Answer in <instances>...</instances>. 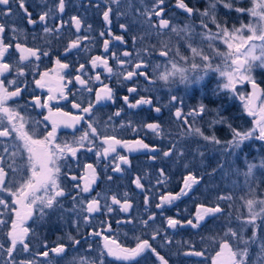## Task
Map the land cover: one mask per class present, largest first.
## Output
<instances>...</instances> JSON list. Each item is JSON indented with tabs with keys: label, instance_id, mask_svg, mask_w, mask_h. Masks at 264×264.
Segmentation results:
<instances>
[{
	"label": "snow or ice",
	"instance_id": "obj_1",
	"mask_svg": "<svg viewBox=\"0 0 264 264\" xmlns=\"http://www.w3.org/2000/svg\"><path fill=\"white\" fill-rule=\"evenodd\" d=\"M91 3L89 0L90 6ZM197 3L190 6L186 0H175L173 7L182 10L186 22L173 23L167 15V0H103L102 8L100 4L95 5L104 26L98 32L102 54L92 55L97 42V37L92 35L93 25L85 24L80 15H71L64 20L67 0H52L51 3L40 0L36 7L42 6L41 10L35 13L29 11L33 5L28 4V0H0V18H4L0 22L2 264H59L60 261L65 264H142L143 261L146 264L149 256L154 257V264H170L166 255L153 244L158 237L161 240L159 247L172 244L166 235L161 236L160 228L151 232L150 239L143 238L147 233L135 235V244L127 245L121 242L119 231L113 229L109 220L100 221L99 228L92 224L97 214H129L133 210L127 191L123 193V199L116 194L108 196L95 191L102 179L113 180V175L108 174L109 169L111 173H124L125 166L131 168L128 154L143 152L151 161L161 159L176 164L186 159L188 153L179 141L170 140L165 148L162 144L146 143L139 136L146 129L154 137L164 139V127L159 121L163 108H168L172 117L181 123L187 137L202 139L223 157L212 173L206 174L219 172L225 177L242 174L247 186L242 191L248 198L240 197L247 214L236 217L237 226L233 227L229 218L219 239L209 237L211 252L207 247L197 250L195 244L189 243V249L183 254L201 258V264H264V196L250 183L255 181L257 170L264 169V156L257 163L249 161L244 152L247 142H264V87L256 78L257 72L264 75V0H203V7H198ZM233 14L235 19L230 21L228 17ZM113 17L118 21L120 34L113 31ZM25 20L34 26V30L42 27L43 36L39 38L44 40V46L32 47L27 43V30L19 27V22ZM65 28L71 30L69 36L74 38L68 40L62 53L57 52L53 67L40 71L43 59L52 57V41L61 39ZM137 28L140 34L131 35L132 50H129L126 36ZM8 32L10 37L6 35ZM37 38L34 34L33 41ZM120 47H123L122 51L114 50ZM70 56H75L76 60L64 62ZM153 56L160 58V62L153 63ZM82 57H87L83 63L79 62ZM73 63L77 65L74 69ZM105 73L109 80L115 78L118 85L126 86L127 94L119 99L127 109L147 106L149 112L157 114L152 118L153 122L134 124L129 120L120 123L121 129L130 128L136 134L133 139L108 134L107 122L102 134L100 122L94 119V113L100 107L117 102L114 88L102 79ZM210 74L216 77L215 87L210 89L211 96L219 100L225 97L239 100L243 113L251 118L250 128L241 130L234 126L232 119L238 117L230 119L226 116L223 104L210 108L209 103L215 101L209 100L207 95L185 112L183 97L171 94L166 104H160L158 97L142 94L153 92L148 85L157 83L164 85L169 93L176 85H182L186 91L194 87L208 88L205 80ZM29 75L35 87L30 98L20 103L29 92ZM70 84L79 86L76 92L68 87ZM35 90H46V96L42 99ZM77 93L79 99H69ZM61 100L70 103L77 113L53 106V101ZM29 109H45L47 114L40 113L43 118L39 120ZM122 112L124 107L114 116L119 117ZM205 115L210 116L209 128L222 125L231 133L230 138L221 140L214 132L209 135L202 126H193ZM112 119V116L108 117L109 122ZM82 124V129L77 127ZM62 128L73 130L71 141L61 140ZM77 131L79 136L75 135ZM111 131L115 133L116 129L113 127ZM86 153H94L95 164H81L80 155ZM196 153L201 159L205 158L199 148ZM241 156L245 159L242 173L238 168L232 170L230 162L231 158L239 160ZM72 162L79 169L78 174L73 171ZM101 163L103 169L98 171ZM183 168L186 174L182 175L179 191L159 195L156 208L160 215L165 206H173L184 198L191 199L204 180V176L189 163H183ZM145 178L137 175L132 184L145 193L144 205L147 207L150 197L142 182ZM169 179L167 170L160 167L156 184L166 186ZM215 191L214 203H197L192 218L166 217L167 227L198 229L207 219L226 215L223 204L229 202L231 207L230 202L235 197L227 189ZM69 200L71 206L67 207L65 201ZM56 214L61 219L67 216L77 235L67 232L50 246L37 229L52 226V217ZM156 215L151 213L146 219L129 215L115 222L117 229L130 225L132 231L137 227L146 230ZM81 221L85 228L92 229L86 235L80 234ZM249 230L251 235L247 234ZM201 243H205L203 237Z\"/></svg>",
	"mask_w": 264,
	"mask_h": 264
},
{
	"label": "flooded vegetation",
	"instance_id": "obj_2",
	"mask_svg": "<svg viewBox=\"0 0 264 264\" xmlns=\"http://www.w3.org/2000/svg\"><path fill=\"white\" fill-rule=\"evenodd\" d=\"M171 1L172 0H167V2H171ZM173 1L175 3V0ZM48 2L51 3L52 0H48ZM39 3H40V0H28V4L33 5V7L29 8V11H33L34 13L40 11L42 6L36 7V5H38ZM96 4H100L102 8L103 0H92L91 6L89 4V0H67L66 13L63 15L64 20H67L71 15H80L84 19L85 24L93 25L94 31L92 35L97 37V42L95 46L93 47V50L91 53L92 55L102 54V47H101L102 40L99 39L98 32L104 26L102 24L100 13L95 8ZM173 5L170 9H175ZM13 9L14 11H17L15 5H13ZM175 10L178 11L181 15H183L182 10H179V9H175ZM3 20L4 18H0V22H3ZM49 23L51 25L52 22H49ZM19 27L25 28L27 30V33H28L27 43L30 46L32 47L44 46V40L39 38L43 36L42 27L35 28L34 30V26L28 25L26 23V20L20 21ZM112 27H113V31L116 34H120V29L118 27V21L116 20L115 17H113ZM70 31L71 30L69 28H65L62 33V38L59 40L54 39L52 41V57L51 59H48V58L43 59V61L40 63V68H39L40 71H44L47 68L53 67V62H54L57 52L62 53L63 48L67 44L68 40L70 38H74V37L69 36ZM34 34L38 37L35 41H33ZM132 34L139 35L140 29L138 28L134 29L132 33L126 36V39L128 40V44L126 47L129 50H132V43H131V38H130ZM6 35L10 37L11 33L8 32ZM22 42H23V39H22ZM114 50L119 52L123 50V47H120ZM86 58L87 57L80 58L79 62L83 63ZM159 59L160 58L153 56L152 62L153 63L160 62ZM75 60H76L75 56H70L64 62H70V61L74 62ZM110 63H113V62L110 61ZM76 66L77 65L73 63V69ZM73 75H75L74 71H73ZM27 79L29 80V83H30L29 92L25 94L22 100H20V103H24L26 100L30 98V95L32 94V90L35 87L34 84H31L32 76L29 75ZM102 79H104L105 83L110 84V86L114 88L116 92V96H117V102L115 105L108 103L105 106L100 107L98 110L95 111L94 119L100 122V130L102 134H103L104 125L107 122L109 124L108 134H115L118 136V138H122V139H133L136 134L133 133L130 128L121 129L120 123L122 121L127 123L129 120H131L134 124L140 123V122H145V123L153 122L152 118L157 116V114L155 112H149L147 109V106H145L142 109H137V110L127 109L123 105L122 101L119 99V97L127 94L126 86L122 87L118 85L115 78H112L111 80H109L107 78L106 73L102 74ZM140 84H141V87L144 86V81L142 77L140 78ZM68 87L71 88L73 92H76V88H78L79 86L75 84H70L68 85ZM148 87L152 88L153 92L142 93V94L153 95L155 97H158L160 104H166L171 94H175L181 97L180 94L174 93L173 91L169 93L168 89L161 83H157L155 85H148ZM35 94L40 95L43 99L46 96V90H35ZM69 99L70 100L79 99V94L77 93L76 96L70 95ZM189 104H190L189 100H184L183 108L185 112L189 110L188 108ZM53 106L54 107L59 106L64 111H71L74 114L77 113V110L71 108L70 103H67L62 100L58 102L53 101ZM121 107H124V112L121 113V116L119 117L114 116V113ZM29 111L31 112V115L33 117L39 120H42L43 118L42 115H40V113H43L45 115L47 114V110L45 109H36V110L29 109ZM109 116L113 117L112 121L110 122L108 121ZM159 121L163 124V127H164L165 137L163 140H161L160 138L154 137L153 134L146 129L141 131L139 133V136L141 138H144L146 143L158 144V145L162 144L165 148L169 145L170 140L179 141L180 146H182L184 149L187 147L186 150L188 152V145L192 137H187L186 134L182 132L181 123L179 121H176L172 117L168 108H163L162 113L159 114ZM77 127L82 129L84 125L83 124L78 125ZM113 127L116 129L115 133L111 131ZM169 133H171L170 136L168 135ZM59 135H60L61 140L71 141L73 138V130L62 128L60 130ZM75 135L79 136L80 132L77 131ZM182 135L185 136V139H181ZM97 143H99V141ZM120 151H123V150H120ZM125 154H128V153H125ZM128 155L131 160V168L129 169L127 168V166H125L126 171L124 173H111L109 169L108 174L113 175V180L107 181V180L102 179L99 182V186L95 189V191L101 192L102 194H107L108 196H111L112 194H116L121 199H123V193L127 191L129 193V198L131 199V202L134 205V208L129 214H124V213H119V212H114L110 214L109 216L97 214L96 217L92 220L93 226H96L97 228H99L100 221L109 220L112 223L113 229L119 231V238L121 242L127 245L135 244V240H134L135 235H142L143 233H147L146 235H143V238L150 239L151 232L158 227L161 229V236L166 235L168 238L172 240L171 245L161 248L159 247L161 240L158 237V239L153 242L154 246L157 247L158 251L164 250L165 252V249H168L169 254H172V249L174 247L176 256H180V254L182 255V244L184 242L183 235H185L187 238L191 234V237L193 238V236L194 237L197 236L196 234H198V229H191L190 227H187V226L178 227L177 229H170L167 227L166 217L171 216L173 218H181V219L192 218V214H194L195 212V205L197 203L208 204V201H206L207 202L206 203V202H203V200H199L198 196L194 197L197 195L195 193V195L191 199L184 198L183 200L176 202V204L173 206H165L163 215H160V210L156 208V204L159 202V195L161 193H166L168 191H172L173 193L179 191V187L182 181V175L186 174V172L185 173L181 172L182 163L176 164L172 161H166V160H161V159H158L156 161H151L147 158V156L143 152H134ZM187 158L188 156L186 157V159ZM80 160H81V164L83 163H94L95 164L96 163V157L94 153H86V154L80 155ZM106 162L107 161L103 163H106ZM103 163H101L98 166V171L103 169ZM160 167H164L167 170L168 175L170 177L169 182L167 183L166 186H161V185L156 184L158 169ZM72 169L77 174L79 173V169L76 168L75 162H72ZM137 175L141 177H146L145 179H143L142 182L145 184L146 194L150 197V203L147 207H145L144 205V194L145 193H142L141 190L136 189L135 185L132 184V180ZM68 187L70 188V184L68 185ZM94 194L95 193H93V195ZM65 205L67 207H70L71 206L70 200L65 201ZM184 212H189L190 216H187V217L184 216L183 215ZM151 213H156L157 215H156L155 221L151 222V227L149 229L141 230L139 229V227H137L135 231H132L131 230L132 226L130 225L122 226L119 229H117V225L115 222L117 219H125L129 215L133 218L142 217L146 219L147 216L150 215ZM209 223H210V219H207V221L204 222L202 226L209 224ZM46 227H48V232L47 233L43 232V235L45 234L46 239L49 242L50 246L54 242L57 241L58 237H65V234L67 232H71L73 235H77L75 228L72 226L71 221L67 216L61 219L59 214L54 215L52 217V226L50 227L46 226ZM88 229L89 231L92 230L91 228H85L83 226V222L81 221L80 234L86 235ZM125 233H127V235H125ZM2 240H4V237L0 236V241ZM64 242L67 243L66 238ZM186 257L190 259L192 258L195 261H198V260L201 261V258L199 257H192V256H186ZM180 260H182V256H180ZM142 264H144L143 261H142ZM146 264H154V257L149 256ZM180 264H182V262Z\"/></svg>",
	"mask_w": 264,
	"mask_h": 264
},
{
	"label": "trees",
	"instance_id": "obj_3",
	"mask_svg": "<svg viewBox=\"0 0 264 264\" xmlns=\"http://www.w3.org/2000/svg\"><path fill=\"white\" fill-rule=\"evenodd\" d=\"M186 2H189L191 6V4L197 3V0H186ZM167 3H168V9H170L172 5L174 4V1L172 0L171 2H167ZM197 6L203 7L204 6L203 0H199V3H197ZM167 15L173 20V23L186 22V17L181 15L175 9L168 10ZM228 19L230 21L234 20L235 14L228 17ZM215 82H216L215 75L210 74V76L205 80V83L208 84V88L194 87L186 91L182 85H176L173 87L172 91L174 93L180 94L184 100H189L190 102L188 106L189 109L192 107H195L197 103L199 102V100L205 95H207L209 100L215 101V103H209L210 108H214V107H217L223 104V107L226 109V112H225L226 116H228L230 119L233 117H238L236 119H232V123L234 124V126H237L241 130L250 128L251 118L247 117V115L243 113L242 108H241V103L239 100H229L227 97L223 98V100H219L216 97L211 96L210 89L215 87ZM258 82H262L261 86L264 87V77L259 78ZM209 119H210V116L205 115L203 120L197 119L193 125L202 126L206 134L211 135L214 132L221 140H227L230 138L231 133L226 127L222 125H216L215 129L209 128L207 124V121ZM197 140H198V143L193 144ZM249 142H251V144L247 143V146L244 148V152L248 154L247 159L249 161L255 160L256 162H258L260 158L264 156V142H260V141H249ZM252 143H254V145ZM197 148H199L201 151L205 153V158L201 159L199 157V155L196 153ZM257 148L259 149L255 150ZM186 149L187 147L184 150L186 153H188L187 155L188 158L182 161L181 163L182 164L189 163V166L197 169L199 171V174L204 176V180L206 179L205 182L208 183V185L205 186L206 188H200V192L204 193L202 197L203 202L208 201V204L210 202L211 203L215 202L216 195H215L214 190L217 188L214 187V184H216V186L221 190L227 189L231 191L235 197V199L232 202H230L231 207H229V202H225L223 204V207L225 208V211L227 213L226 215L220 216L217 219H210L209 224L203 225V227L206 229L205 231L210 232L211 235L212 234L215 236L223 235L226 222L229 220V218L232 221V226L236 227L238 224L236 217L241 216L242 214L243 215L247 214L245 211V208L243 207V202L240 199H238L237 190H233L231 188L228 189L227 187L224 188L223 186L221 187V184H222L221 178H215V175H217L219 172H217L216 174H212V175L206 174V173H212V169L217 166V162L223 159L220 153L216 151L212 145H206V142H204L202 139H199L198 137L193 136L188 145V152ZM233 159L234 158H231V161H230L232 163V170L233 168L234 169L238 168L240 169L242 173L244 171L243 167H245L244 157L241 156L239 159L241 161L237 163H235ZM181 172L185 173L186 170L182 167ZM255 177H256L255 181L254 182L250 181V183H255L254 185H256L257 191L258 193H260L262 190L264 191V183H261V181H264V169L257 170ZM207 189H210V191H208ZM245 190H246V187H245ZM242 196H245V198H248L245 194V191ZM88 231L89 229L87 230V232ZM247 234L250 235V231ZM77 238H79V236ZM189 243H190V238L184 240L182 244V252H185L189 249ZM160 251L161 253L166 255V258L169 259L170 264H174L172 262L173 257L176 255L174 251V247L172 249V254H169L168 249H165V252L164 250L163 251L160 250ZM69 255H71V250H69ZM2 260H3V257H0V264H2ZM182 261H183L182 264H199L200 263L199 260L195 261L194 259L192 258L190 259L186 256H184V258L182 256ZM59 264H64V261H60Z\"/></svg>",
	"mask_w": 264,
	"mask_h": 264
},
{
	"label": "rangeland",
	"instance_id": "obj_4",
	"mask_svg": "<svg viewBox=\"0 0 264 264\" xmlns=\"http://www.w3.org/2000/svg\"><path fill=\"white\" fill-rule=\"evenodd\" d=\"M221 47H223V46H221ZM186 54H189L190 55V53H186ZM160 60V59H159ZM158 61V60H157ZM150 71H151V69H150ZM264 77V75H261L259 72H257V74H256V78H257V80H259V78H263ZM242 91H245L246 89H241ZM196 127V126H195ZM198 143V140L197 141H195L193 144H197ZM247 143H249V144H251V142H247ZM253 145H254V143H252ZM259 148H257V149H255V150H258ZM234 160V162L235 163H237V162H240L241 160H235V158L233 159ZM259 162V161H258ZM257 162V163H258ZM183 165V164H182ZM181 165V168L183 167ZM244 168V167H243ZM233 170H234V168H233ZM226 171H231V170H229V169H226ZM215 178H221V180H222V184H221V187L223 186L224 188L225 187H227L228 189L229 188H231V189H233V190H237V193H238V199H240V197L244 194V191H242V189H245V187L247 188V186L245 185V183H244V177H243V175H241V176H239V175H230L229 177H225V176H223L221 173H218L217 175H215ZM256 178V177H255ZM206 181V179L205 180H203V182H202V184L199 186V189L197 190V192H196V196H194V197H197L198 196V199L199 200H202L203 198V194L204 193H202V192H200V188H206L205 186L206 185H208V183L207 182H205ZM255 183H253V186L254 187H256V185H254ZM214 187H216V188H218L217 186H216V184H214ZM208 191H210V189H207ZM214 190V189H213ZM214 192H215V195H217V192L214 190ZM260 195H262V196H264V191L262 190L260 193H259ZM210 201V200H209ZM245 211H246V213H247V210H246V208H245ZM183 215L184 216H190V214L188 213V212H184L183 213ZM206 229L202 226V227H200V228H198V234H196L197 236H193V238H195V239H193L192 237H191V234H190V236H188L187 238H186V236L185 235H183V239L185 240V239H189L190 238V243L191 244H195L196 245V248H197V250H202V249H204L205 247H207L208 249H209V252H211V249H212V245L210 244V242L208 241V238L209 237H212V236H215V235H211L210 234V232H206L205 231ZM38 231L40 232V234L43 236V237H46L45 236V234L43 235V232H45V233H47L48 232V227H44V228H39L38 229ZM250 231V230H249ZM250 235H251V231H250ZM220 236H222V235H219V236H215L217 239H219L220 238ZM204 238L205 239V243H201V238ZM184 252H182V255L180 254V256H183V258H184V254H183ZM180 256H174L173 257V259H172V262L174 263V264H180L181 262H183L182 260H180ZM64 264H65V262H64ZM199 264H201V261H200V263ZM205 264H208V262H205Z\"/></svg>",
	"mask_w": 264,
	"mask_h": 264
},
{
	"label": "bare ground",
	"instance_id": "obj_5",
	"mask_svg": "<svg viewBox=\"0 0 264 264\" xmlns=\"http://www.w3.org/2000/svg\"><path fill=\"white\" fill-rule=\"evenodd\" d=\"M189 213V212H188ZM190 214V213H189Z\"/></svg>",
	"mask_w": 264,
	"mask_h": 264
},
{
	"label": "water",
	"instance_id": "obj_6",
	"mask_svg": "<svg viewBox=\"0 0 264 264\" xmlns=\"http://www.w3.org/2000/svg\"><path fill=\"white\" fill-rule=\"evenodd\" d=\"M262 87V86H261Z\"/></svg>",
	"mask_w": 264,
	"mask_h": 264
}]
</instances>
